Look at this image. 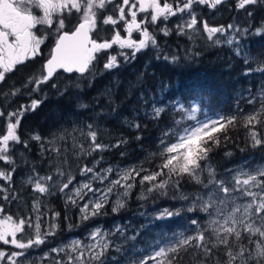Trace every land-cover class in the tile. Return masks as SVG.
<instances>
[{
    "label": "snow or ice",
    "instance_id": "snow-or-ice-1",
    "mask_svg": "<svg viewBox=\"0 0 264 264\" xmlns=\"http://www.w3.org/2000/svg\"><path fill=\"white\" fill-rule=\"evenodd\" d=\"M224 3L225 0H0V85L7 84L30 61L43 60L39 72L29 75L21 87L13 82L8 91L0 90V245L10 246L7 250L0 246V264H33L28 259L29 250L44 245L59 228L56 222L61 212L45 203L56 193L64 200V220H68L71 209H76L80 221L85 222L105 214L110 204L111 211L118 213L137 185L146 186L149 194L167 195L169 188L180 193L181 181L186 177L197 191L174 197L185 206L165 208L155 219L192 213L191 234H181L174 243L157 245L128 264H183L185 255H192L194 264H264V166L245 164L221 175L211 164L212 154L230 141L229 132L238 126L247 132L248 147L264 148V83L257 91H249L246 103L253 106L251 112L244 113L237 105L235 114L204 120L196 115L202 111L201 103L173 101L169 107L164 101L150 102L142 96V103L150 111L141 118L159 123L174 113L158 138V157L162 162L153 170L142 164L125 169L103 167V155L99 154L120 149L128 141L121 138L115 143L104 142L100 122L93 116L88 117L91 123L70 121V131L64 128L51 139L39 134L24 139L22 120L42 100L30 98L27 104L10 107L11 97H31L59 70L77 73L90 83L95 79L98 63L105 72H111L120 67L121 61L131 62L137 53L150 47L157 50L155 59L176 63L180 56L165 55L157 39L173 32L189 38L203 33L215 45H235L233 52L242 57L245 75L264 74V53L253 54L250 47L242 46L244 37L264 35V22L254 28L233 23L214 25L198 14L199 6L215 10ZM258 3L264 0H235L234 6L251 18L249 8ZM173 18L179 23L170 28ZM104 32L108 34L102 35ZM134 33L138 39L133 38ZM50 38L53 44L45 58L43 47ZM166 87L161 81V88ZM92 103L98 106L100 99L93 98ZM80 107L94 111L88 103H81ZM109 107L116 112L111 103ZM99 115L102 120L104 114ZM130 126L137 131L143 127L135 121ZM136 139L142 137L138 135ZM30 141L39 145L38 161L26 157L32 150ZM72 154L92 157L91 166H78L80 179L68 168ZM120 155L125 153L121 151ZM21 171L26 176L18 184L16 177ZM140 199L148 197L142 195ZM25 205L29 210L21 215ZM130 227L116 225L109 230L98 226L84 240L73 239L51 248L40 264H107L115 259L109 256L111 250L121 252L125 244L137 240L139 230L129 234ZM116 236L123 238L121 243H116Z\"/></svg>",
    "mask_w": 264,
    "mask_h": 264
},
{
    "label": "trees",
    "instance_id": "trees-1",
    "mask_svg": "<svg viewBox=\"0 0 264 264\" xmlns=\"http://www.w3.org/2000/svg\"><path fill=\"white\" fill-rule=\"evenodd\" d=\"M225 3L220 6V11L226 13V17L223 16L224 19L219 22L234 18L242 25L246 27L251 25L254 28L264 20V3L249 8L253 13L251 18L243 10H233L235 6L231 5L229 0H225ZM208 11L205 10L206 16L215 15L213 10ZM157 39L165 55L176 54L181 59L176 63L157 60L155 59L157 50L150 47L137 53L136 59L131 62L121 61L120 67L111 72H105L102 64L98 63L95 79L90 83L88 79L76 73L63 80L57 79L56 87L52 88L47 100L26 116L25 123L43 135H50V127L68 115L74 116L75 119H80L81 116L88 119L93 116L100 122L104 142L115 143L121 138L128 141L120 149L113 148L103 154H110L118 163L129 159L141 163L139 157L144 156L143 163L154 169L162 162L158 157V138L165 126L171 123L174 113H170L159 123L150 121L149 118H141L145 116V112L150 111V108H146L142 103V96L150 102H155L160 97L165 103L173 99H180L185 103L196 100L201 103L202 109L213 115L235 114L237 105L244 113L250 112L252 105L246 103V95H249V91L255 92L260 88L264 83V74L253 73L246 76V65L242 57L236 56L229 45L222 43L215 45L208 40L193 36L189 38V35L179 36L175 32L167 37L161 34ZM248 41L254 54L264 53V35H249ZM161 81L167 85L166 89L161 88ZM93 98L100 99L98 106L92 103ZM81 103H88L94 111L81 108ZM109 103L116 107V112H111ZM101 113L104 114L102 120L99 115ZM134 121L143 126L141 130L137 131L130 126ZM138 135L142 137L141 140L136 139ZM229 137L230 141L222 144L211 156V163L218 168L237 163L242 155L253 150L247 146V132L242 126L229 132ZM30 146L32 150L26 157L38 161L39 145L35 141H30ZM121 151L125 153L123 157L120 155ZM146 153L148 155H145ZM99 155L95 154L94 157L98 158ZM89 159L90 157L87 158L88 161ZM25 176V172L21 171L16 177V182L22 183ZM184 181L193 185L188 178ZM184 181H181V184ZM137 194V189L132 192L129 205L135 202ZM48 203L56 211L61 212L58 221L61 229L66 230L69 224L72 225L67 236L83 234L78 210L71 209L67 213L68 220L65 221L64 201L60 196H53ZM28 210V206L25 205L24 211L20 214L23 215ZM13 211H16L15 206ZM61 236L62 231L58 232L57 240ZM191 258L192 255H185L183 264Z\"/></svg>",
    "mask_w": 264,
    "mask_h": 264
},
{
    "label": "rangeland",
    "instance_id": "rangeland-1",
    "mask_svg": "<svg viewBox=\"0 0 264 264\" xmlns=\"http://www.w3.org/2000/svg\"><path fill=\"white\" fill-rule=\"evenodd\" d=\"M235 3V0H234ZM228 5H230L228 3ZM205 10H212L208 9L204 6H199L198 8V14L202 16L204 19H207L210 24L214 25H227L229 23L233 24H239L241 27H246L241 24L240 21L237 19L231 18L226 22H219L224 17H226V13L220 11V7L218 9L213 10L215 15H209L206 16ZM233 10L237 11L235 7H233ZM210 13V11H208ZM264 22L262 20L260 24ZM174 23H179V20L176 18H173L168 26L171 28ZM259 24V25H260ZM258 25V26H259ZM162 26V25H161ZM257 26V27H258ZM108 34L107 32L102 33V35ZM191 36L196 38H201L202 40L206 41L207 39L204 37L203 33H200L199 35L192 34ZM249 36V35H248ZM248 36L244 37L242 40V46L245 48H248L250 44L248 43ZM136 39L139 38L135 37ZM221 39H223L221 37ZM224 44V43H222ZM232 49L235 47V45L230 46ZM259 53V52H257ZM256 53V54H257ZM254 54V52H253ZM63 77V76H60ZM248 97V95H246ZM162 101V97H160L157 101ZM178 101L183 102L180 99H173L170 101H167L166 103L171 106V102ZM185 103V102H183ZM190 103H199L198 101L194 100ZM185 103V104H190ZM253 110V106L250 107V112ZM197 118L199 120H204L208 118H215L218 115L210 114L207 110L202 109L201 112L197 113ZM88 122L91 123L85 116H81L80 119H75L74 116L68 115L65 119H62L61 122L55 123L56 125H50V135H43L40 131H36L30 134H27V136H24V139H29L34 134H39L44 138L51 139L55 134L60 132L64 128H69V131L71 130L69 127V122ZM191 123H195V121H192ZM38 144V143H37ZM87 147V145H85ZM253 149V148H252ZM111 150V149H110ZM21 152H23V149L21 148ZM96 153H93V157ZM103 167H108L109 165L113 166L114 168L119 166L121 169L129 168V167H136L139 165H143L145 168L151 169L146 164H144L145 157L141 156L140 162H137L134 159H129L123 163H118L116 159L111 158L110 154H103ZM145 155H148L147 153ZM89 158V157H88ZM99 158V156H98ZM92 157H90L89 161L83 157H76L74 154L69 155L68 157V168L70 169V172L72 175H77V179H80L78 176V166L83 163H89L91 166ZM212 164V163H211ZM245 164L252 165V166H264V150L260 148L253 149L250 152H247L246 154L242 155L239 161L232 165H227L222 168H218L212 164V166L216 169L218 174L223 175L227 169H232L236 167L243 166ZM113 178H115L113 176ZM187 178V177H186ZM184 181V180H183ZM138 190L137 196H135V202L129 205L130 200H132V192L134 190ZM197 191V186L194 184L192 185L188 181H184V183L181 184V191L180 193H177L175 190L169 188L167 191V195L159 194V193H147L146 186H140L137 185L131 192L130 197L126 201V206L121 209L118 213H113L111 211V204L105 208V214L98 216L90 221L80 222V224L83 225L82 235L76 234V235H68L70 232L69 224L66 230H63L59 228L56 230V233L54 236L48 237L46 243L44 245L39 246L38 248L30 249L29 250V261L33 262V264H40L42 261V258L45 253H47L51 248H56L61 245L69 243L73 239H86L88 233L98 227L102 226L104 229H113L116 225H130L131 227L128 229L129 234L135 229L139 230L140 235L138 236L136 241H133L131 244H125L124 250L121 252L115 251V249L111 250L109 252L110 257H114L115 259H110L107 263L108 264H128L129 260L134 258H139L141 255H145L148 252L152 250V248L156 247L157 245L163 246L167 243H174L175 240H178L181 238V234L188 235L192 232V227L190 226V219L193 218L192 213L182 212L180 216H174L170 219H163L158 220L155 219V216L163 209H179L184 205V202L178 197L180 194H191L193 192ZM59 194L56 193L53 196H58ZM144 195L147 196L148 199H140V197ZM50 196L46 200V204L48 207H51V205L48 203L49 200H52V197ZM62 200L63 198L60 197ZM115 200V195L112 198ZM64 201V200H63ZM143 213L144 215H141ZM199 215L203 216L202 213ZM79 218V214H78ZM80 220V219H79ZM58 223V221L56 222ZM59 224V223H58ZM143 226V227H141ZM41 228L42 231L44 229V223L41 222ZM62 231L63 236H61L57 240L58 232ZM114 240L116 243H121L123 238L116 236L114 237ZM4 247L6 250L9 249L10 246L6 245H0ZM45 264H51L50 261L45 262ZM186 264H194V258L192 256L191 260H187Z\"/></svg>",
    "mask_w": 264,
    "mask_h": 264
},
{
    "label": "flooded vegetation",
    "instance_id": "flooded-vegetation-1",
    "mask_svg": "<svg viewBox=\"0 0 264 264\" xmlns=\"http://www.w3.org/2000/svg\"><path fill=\"white\" fill-rule=\"evenodd\" d=\"M229 1H230L231 5H235L234 0H229ZM34 11L36 12L37 15L40 14L39 11H37V10H34ZM138 36L139 35L136 34V33L133 34V38L138 37ZM52 44H53V41L50 38L49 41L46 42L47 46L43 47L44 57L45 58L48 56V53H49V51L51 49ZM42 63H43V60L40 59V58H38L36 61H30L24 68L21 69L20 72L16 73L15 75H12L7 84L0 85V90L8 91L10 85L13 82H15L16 87H21L22 83L26 80V78L29 75H32L34 73H38L39 72L40 66H41ZM72 74L73 73L69 74V73H66V72H64L62 70H59L57 72V75L54 77V79L52 81H50L47 85H43L39 92L32 93L31 97H29L27 94L18 95L16 97H11L10 99H11L12 103H11L10 107L12 109H14L15 107H18L21 104H27V103L30 102V98L31 99H41L42 103L45 102L47 100L48 94L51 92L52 88H54L53 84L56 85L57 79L63 80L66 77L69 78ZM60 76H63V77H60ZM22 91H23V89H22ZM0 103H2V98H0ZM40 105L38 107H40ZM31 112H27L25 114V116H24V118L22 120V123H21V132L23 134V137L26 134H30V133L36 132L35 130H33V127H31L29 124L25 123L26 116H28ZM0 127H2V121H0ZM31 130H33V131H31Z\"/></svg>",
    "mask_w": 264,
    "mask_h": 264
}]
</instances>
